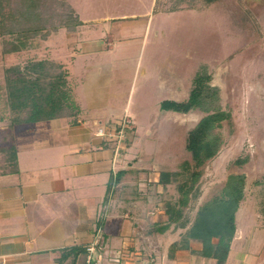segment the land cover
Returning a JSON list of instances; mask_svg holds the SVG:
<instances>
[{
    "label": "rangeland",
    "instance_id": "rangeland-1",
    "mask_svg": "<svg viewBox=\"0 0 264 264\" xmlns=\"http://www.w3.org/2000/svg\"><path fill=\"white\" fill-rule=\"evenodd\" d=\"M65 1L86 22L77 35L70 37L67 35L69 31L61 27L51 31L50 36L44 39L42 35L46 30H43L39 36L31 39L30 48L10 54L2 52L0 37V129L12 115L7 100L5 67L16 64L25 67L32 61L42 59L58 61L69 73L71 99L79 109L81 122H78V117H72L53 120L52 124L43 122L17 126V143L23 151V158H27V152L32 149L40 154L52 152L50 147L54 143L65 148V138L73 144L80 140L90 141L98 136V132L106 137L112 147L115 146L116 157L112 162L115 173L122 169L129 171L121 184L134 183L136 189L141 186L139 192L136 190L126 194L130 197L133 195L137 201L130 200L124 208L136 214L138 209L145 215L158 207L164 209L168 201L175 203L183 196L178 185L185 177L174 180L165 189L162 184L155 186L152 179H159V171L181 172L184 162L193 163L192 154L187 149L188 136L208 114L201 108L188 113L163 112L161 103L175 97L179 101L187 100L196 75L206 70L211 75L209 83L219 87L220 104L231 112V119L224 120L220 127L213 130L221 139L220 150L200 168L202 176L197 184L199 196L193 198L195 191L190 194L191 200L183 208L184 214L193 222L199 207L221 194L230 174H245V197L236 216V235L244 243L236 240L239 245L232 246L228 261L230 264L261 263L263 256L260 254H264V0ZM2 3L6 5L7 1L2 0ZM10 10L8 5L5 13H10ZM135 23L140 30L142 26H148L147 36L127 40L130 43L125 45L119 40L113 51L105 48V40L112 44L111 26L117 25L116 34L122 36L120 32L134 28L131 25ZM76 38L85 39L88 45L90 42L97 43V47L92 45L90 48L101 50L104 58L109 55L119 57L114 67V76L118 77L113 78L121 79L120 83L116 82L122 93L118 105L126 110L115 112L109 103L100 108L94 106L96 90L100 88L96 96L102 99V92L106 89L105 81L99 80L102 76L99 78V74H96V68L101 63L98 60L100 56L89 54L75 57L74 50L76 45L78 47ZM83 52L87 53V50ZM80 58L83 66L87 65L81 71L82 75L76 70ZM157 61L164 65L163 71L170 67L169 73L165 74L167 89L163 91L158 81H151L153 74L157 76L162 71L161 65L158 69ZM143 67L147 73L143 72ZM176 78L178 81L175 82ZM168 89L177 90L180 95L171 94L172 91ZM81 95L87 101L79 102ZM123 100H132L134 108L132 105L131 110L125 107ZM95 116L98 120L107 119L100 124V121L95 122ZM108 118L111 122L106 124ZM53 123H68L80 132L72 133L70 129L63 132L60 128L49 131ZM117 127H120L119 130ZM81 129H88L86 136ZM130 138L133 139L130 141ZM122 150L125 153L121 154ZM64 160V156L58 157L57 161L55 158L46 159L52 168L41 171V176L51 179L56 174L68 173L71 167L65 165ZM25 165L26 162L22 161V166ZM161 219L158 217L160 222ZM153 225L143 224L146 232L158 230L166 234V231L169 243L175 241L177 235H183L189 227L174 230L173 224L170 229L162 231L157 224ZM162 241L161 237L153 239L152 248H159ZM189 242L190 239L181 240L180 248H187ZM181 257L184 264L196 262L195 257L192 261V256L190 258L187 253ZM204 260L202 257L201 262ZM206 260L208 264L214 261Z\"/></svg>",
    "mask_w": 264,
    "mask_h": 264
},
{
    "label": "crops",
    "instance_id": "crops-1",
    "mask_svg": "<svg viewBox=\"0 0 264 264\" xmlns=\"http://www.w3.org/2000/svg\"><path fill=\"white\" fill-rule=\"evenodd\" d=\"M82 21L83 23L77 27L76 31L68 32L67 35L72 37L83 30L86 22ZM128 22L131 20L125 21L126 24ZM137 25L136 23L132 24L131 26L134 28L120 32L124 37L116 34L118 33L117 25L111 26L110 38L112 40L110 42L112 41V44L106 43L105 40V48L113 51L114 45L117 46L119 40L122 41V45H125L136 37L147 36L148 26L144 25L140 30ZM71 39L73 40V38ZM75 40H77L78 47L77 45L73 46L72 48L75 47L76 50H74V54L71 53L75 57L89 54L90 56H100L98 60L100 59L101 63L96 68V74H99V78L102 76L99 80L105 81L106 89L102 92V99L100 96H96L98 92L100 93V88L96 90L98 92L94 94V106L100 108L109 103L115 112L126 110L118 105V100H122V93L119 89L120 85L116 82L120 83L121 79L113 78L118 77L114 76V67H116L115 63L119 57L109 55L104 58L100 53L101 50L94 51L90 48L92 45L97 47V43L90 42L88 45V41L85 39L76 38ZM83 50H87V53ZM78 64L76 70L80 71V75H82L81 71L85 70L87 65L83 66L82 58L79 59ZM156 64H159L158 69L161 65L162 71L157 76L153 74L151 81H158V85L163 91L167 89L165 74L169 73L170 67L163 71L164 65L159 61ZM143 72L147 73L145 67H143ZM176 81L178 78L175 79ZM81 88L83 89V87ZM111 89L113 91H110ZM168 91H172L171 94L180 95L177 90L168 89ZM80 92L82 93V90ZM171 99L179 101L176 97ZM82 100L87 101V98L81 95L79 102ZM132 102V100H123L125 107H129L130 110L131 105L134 108ZM79 115L77 119L78 122H81ZM94 118L95 122L100 121V124H104L103 121L107 119L104 117L98 120L96 116ZM53 120L57 121V119H52L35 123H51ZM110 122V118H108L106 124ZM19 125L15 126L13 132L0 133V148L14 145L17 149L18 163V171L4 173V166L8 165L7 155L5 152L0 153V264H84L87 248L91 245L96 249L93 256H95V260L99 259L98 264H184L181 262V256H184L185 253L190 258L192 256V261H194V257L196 259V262H190V264H202L203 262V264H208L206 259L211 258H206L199 253L203 247L202 240L190 239L187 248L178 247L172 252V245L174 243L179 245L182 235H177L176 240L169 243L166 239L169 238L166 231V234L159 231H145L143 224H165L168 221V215L162 207L156 208L151 213L147 212L145 215L138 212V209L136 214L135 211L124 208V205L130 200L137 201L133 195L130 197L126 194L136 190L139 192L141 186L136 189L134 183L121 184L122 178L129 173L127 169L118 183L112 182L119 172L115 173L112 166L113 158L116 157V149L115 146L112 147L109 144V141H106L105 136L97 132L96 138L94 137L90 141H76L77 144L68 142L65 138L64 142H67L65 148L54 143L50 147L52 152L47 151L40 154L32 149L27 152V158H23V151L17 143L16 127ZM6 127L5 123L0 130L3 131ZM73 127L68 123L63 125L53 123L48 130L54 131L56 128H60L63 132L69 131V129L72 133L80 132L79 129ZM81 131L84 136L88 133V129H81ZM132 139L130 138V141ZM75 145L76 147H74ZM109 145L110 147H108ZM122 153L125 151L122 150ZM106 154L108 157H105ZM63 156L65 165L71 167L69 171L65 169L68 173L56 174L51 179L41 176V171L44 172L47 168H52L46 159L55 158L57 161L58 157L63 158ZM22 161L26 162L25 166H22ZM31 162H33L32 165H30ZM160 173L159 171V179ZM159 179H152L155 186L161 185ZM127 185L129 188L126 189ZM158 217L162 218L161 222ZM147 218L148 221H146ZM158 237L163 240L161 246L157 249L152 248L151 242ZM237 238L238 235L235 236L232 246L239 245L236 241L239 238ZM239 241L243 242V239ZM243 247L245 248V246ZM260 256L263 258L261 263L257 264H264V254L261 253ZM202 257L206 261L201 262ZM118 260L123 262L119 263ZM212 260L214 261L210 264H217L215 259ZM225 264H230L228 258Z\"/></svg>",
    "mask_w": 264,
    "mask_h": 264
},
{
    "label": "trees",
    "instance_id": "trees-1",
    "mask_svg": "<svg viewBox=\"0 0 264 264\" xmlns=\"http://www.w3.org/2000/svg\"><path fill=\"white\" fill-rule=\"evenodd\" d=\"M6 1V5H3L0 0V37L4 54L30 48L31 39L39 36L43 30L46 33H43L42 38L47 39L53 30L65 27L69 32H74L83 23L77 11L65 0ZM8 5L11 10L6 14ZM67 76L63 65L50 59L35 60L25 67L20 64L6 66L7 100L12 115L2 134L13 132L19 124L77 117L79 109L71 99L72 87ZM210 79L211 75L206 70L199 72L187 100L165 99L161 103L163 111L188 113L201 108L208 114L188 136L187 149L192 154L193 163L184 162L181 172L163 170L160 173L159 183L164 187L180 177L185 179L178 185L183 196L178 202L168 201L164 205L168 221L165 224L157 223V228L163 231L170 229L173 224L174 230L189 226L182 240H202L200 255L215 259L217 264H225L238 228L237 212L245 197V174H230L221 194L200 206L193 222L183 209L190 203L192 192L195 191L193 198L199 196L197 184L202 176L200 168L220 150L221 139L213 130L220 127L224 120L231 119V112L220 104L219 87L212 86ZM1 152L7 155L8 165L5 164L4 173L18 171L16 147L4 146L0 148ZM125 172L124 169L119 170L112 182L118 183ZM178 247L181 246L174 243L171 251L174 252Z\"/></svg>",
    "mask_w": 264,
    "mask_h": 264
},
{
    "label": "built area",
    "instance_id": "built-area-1",
    "mask_svg": "<svg viewBox=\"0 0 264 264\" xmlns=\"http://www.w3.org/2000/svg\"><path fill=\"white\" fill-rule=\"evenodd\" d=\"M122 129H124V127ZM95 251H96V249L93 245H91L87 248V254H86L84 264H98L99 259L96 256L97 259L95 260V256H93ZM94 260H95V262H94Z\"/></svg>",
    "mask_w": 264,
    "mask_h": 264
}]
</instances>
